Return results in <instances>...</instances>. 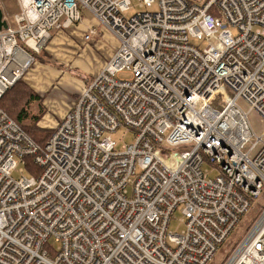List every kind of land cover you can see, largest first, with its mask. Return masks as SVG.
<instances>
[{"label":"built area","instance_id":"2783aa9c","mask_svg":"<svg viewBox=\"0 0 264 264\" xmlns=\"http://www.w3.org/2000/svg\"><path fill=\"white\" fill-rule=\"evenodd\" d=\"M15 2L0 99L82 10L118 46L44 143L0 107V264H209L254 209L219 264H264V130L248 117L264 124V0H135L130 17L131 0ZM209 36L218 48L190 43Z\"/></svg>","mask_w":264,"mask_h":264},{"label":"rangeland","instance_id":"374dc122","mask_svg":"<svg viewBox=\"0 0 264 264\" xmlns=\"http://www.w3.org/2000/svg\"><path fill=\"white\" fill-rule=\"evenodd\" d=\"M197 3H202L204 0H194ZM0 7L3 10V17L7 24L14 26L17 5L15 0H2ZM156 6L154 5L153 8ZM140 8L135 0H131L130 8L124 13L126 17L132 16ZM82 20L74 24L69 29L51 30L52 42L38 53L32 64L27 68L26 72L21 76V79L30 86L34 92L41 97V103L44 107V113L41 115L37 124L43 128L41 131L51 129L56 121L70 108L77 96L84 90L86 85L99 73L104 63L109 57L110 50L117 48V38L108 30L99 24L93 15L88 10L81 11ZM95 26L97 34L90 40L83 41L81 36L85 32L86 27ZM234 34L235 29L231 27ZM190 43L199 49L205 48L211 44L218 48L219 41L215 36L199 38H191ZM40 76V80L44 81V76H48L49 83L46 86H41L37 90L26 80H32ZM122 78H128V75L121 73ZM29 81V80H28ZM41 86V87H40ZM38 91V92H37ZM237 104L247 109V104L238 99ZM252 129L256 134L264 130V124L259 120L253 112L248 116ZM48 125V126H47ZM111 139L116 144V149L121 150L122 146L132 142V133L124 128H119L110 134ZM17 174H14L16 177ZM25 175H28L25 171ZM211 177L215 172L209 174ZM251 212L246 213L234 229L230 239L226 240L218 249L213 261L209 264H218L223 256L224 249H230L231 242L234 241L238 234H243V226L247 217ZM180 206L174 210L170 222L168 224V232L178 233L183 224L181 223ZM49 252L50 249H48Z\"/></svg>","mask_w":264,"mask_h":264},{"label":"trees","instance_id":"16d2710c","mask_svg":"<svg viewBox=\"0 0 264 264\" xmlns=\"http://www.w3.org/2000/svg\"><path fill=\"white\" fill-rule=\"evenodd\" d=\"M38 54H34V59ZM0 107L14 119L37 143H44L49 136L51 129L41 131L43 128L39 127L37 122L41 115L44 113V107L41 103V97L33 91L21 78L8 90H6L0 99ZM25 168L27 172H36L37 169L33 166L30 157L25 159ZM257 216V209L251 211V214L247 217L242 228L243 233L247 230L251 222ZM241 233L236 236L234 241L231 242L233 247L235 243L240 239ZM231 247V248H232ZM223 254L222 259L225 257ZM221 262V260H220ZM219 262V263H220ZM218 263V264H219Z\"/></svg>","mask_w":264,"mask_h":264},{"label":"crops","instance_id":"0c3cea01","mask_svg":"<svg viewBox=\"0 0 264 264\" xmlns=\"http://www.w3.org/2000/svg\"><path fill=\"white\" fill-rule=\"evenodd\" d=\"M90 26H91V25H90ZM86 29H87V27H86ZM86 29H85V30H86ZM81 38H82L83 41H85V40L83 39L82 36H81ZM49 41L52 42V37H51V39H50ZM46 45H47V44H46ZM115 49H116V48H115ZM115 49H114V50H115ZM114 50H113V52H114ZM113 52H112V50H110L109 57L112 55ZM109 57H108V58H109ZM108 58H107V59H108ZM104 64H105V63H104ZM103 66H104V65H103ZM43 79H44V81H43V80H40V76H37V78L34 79V80H32V81H31L30 78H28L29 81H28V80H26V81H27L29 84H31V85L35 88V90H37L39 87H35V84H36V85H37V84L40 85V84H39V81L42 82L41 86H43V85L46 86V85L49 83V81H48V80H49L48 76H44ZM41 86H40V87H41ZM37 92H38V91H37ZM64 114H65V113H64ZM64 114H63V115H64ZM63 115H62V116H63ZM59 119H60V118H59ZM59 119H58V120H59ZM58 120H57V121H58ZM57 121H56V122H57ZM54 125H55V124H54ZM54 125H51V127H53ZM47 126H48V125H47Z\"/></svg>","mask_w":264,"mask_h":264},{"label":"water","instance_id":"95a60500","mask_svg":"<svg viewBox=\"0 0 264 264\" xmlns=\"http://www.w3.org/2000/svg\"><path fill=\"white\" fill-rule=\"evenodd\" d=\"M5 26H6V23H5L4 20H2V11H1V9H0V28H1V27H5Z\"/></svg>","mask_w":264,"mask_h":264}]
</instances>
